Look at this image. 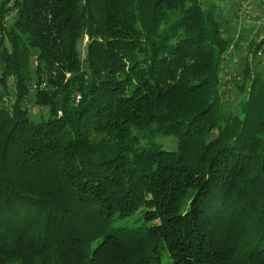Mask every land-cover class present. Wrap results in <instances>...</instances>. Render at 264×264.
I'll return each instance as SVG.
<instances>
[{
	"label": "trees",
	"instance_id": "obj_1",
	"mask_svg": "<svg viewBox=\"0 0 264 264\" xmlns=\"http://www.w3.org/2000/svg\"><path fill=\"white\" fill-rule=\"evenodd\" d=\"M226 34L200 0L2 1L0 264H264V41L232 110Z\"/></svg>",
	"mask_w": 264,
	"mask_h": 264
},
{
	"label": "rangeland",
	"instance_id": "obj_2",
	"mask_svg": "<svg viewBox=\"0 0 264 264\" xmlns=\"http://www.w3.org/2000/svg\"><path fill=\"white\" fill-rule=\"evenodd\" d=\"M2 1L5 0H0V4ZM200 3L204 10H213L215 18L220 22L225 31H227L231 40L233 39L235 42L234 44H231L233 47L230 45L232 49L228 51L227 55H225L228 56L226 60L228 65L225 64L224 67L222 66V70L228 73V85L225 87V90L228 91V93L227 96H225L227 99L225 103H227L228 109L233 110L237 107L239 99L243 97V93L241 94L232 85L234 76L239 75L238 77H240L241 70L246 61L251 63L252 70L254 71L261 68V65L257 64V62L262 60L258 58L252 59L248 54L249 44L251 42H255L256 39V34L254 33L255 29L250 25H245L244 21L239 17V14L236 12V0H200ZM12 17L13 14H9L8 21H10ZM233 25H235V28ZM241 32H243V34ZM240 33L243 37V41H241L237 46H234L240 39L236 37V35ZM85 42L86 39L81 45V51ZM5 99L7 100V104L11 102L8 97H5ZM155 144L165 151H175L177 148V142L173 137L159 136L155 139Z\"/></svg>",
	"mask_w": 264,
	"mask_h": 264
},
{
	"label": "built area",
	"instance_id": "obj_3",
	"mask_svg": "<svg viewBox=\"0 0 264 264\" xmlns=\"http://www.w3.org/2000/svg\"><path fill=\"white\" fill-rule=\"evenodd\" d=\"M237 13L244 23L252 26L256 34L255 43L259 44L264 41V0H236ZM226 55V54H225ZM224 55V58L227 56ZM262 52L259 50L256 57L260 58ZM237 80H240L239 78ZM80 96L76 95L73 98L74 104H77ZM6 101V99H3Z\"/></svg>",
	"mask_w": 264,
	"mask_h": 264
},
{
	"label": "crops",
	"instance_id": "obj_4",
	"mask_svg": "<svg viewBox=\"0 0 264 264\" xmlns=\"http://www.w3.org/2000/svg\"><path fill=\"white\" fill-rule=\"evenodd\" d=\"M245 25H248L249 26V24H247V23H244ZM233 27L235 28V25H233ZM242 34H243V32H241ZM241 33L240 34H235L236 35V37H238V38H240L242 35H241ZM228 37H229V34H226ZM235 35H234V37H235ZM230 39H231V37H229ZM232 41H233V43L232 44H234L235 42H234V40L232 39ZM232 47H233V45H231ZM231 46H230V48H229V50H231L232 48H231ZM228 62L227 61H225L224 62V64H223V67H224V65L226 64V65H228L227 64Z\"/></svg>",
	"mask_w": 264,
	"mask_h": 264
}]
</instances>
